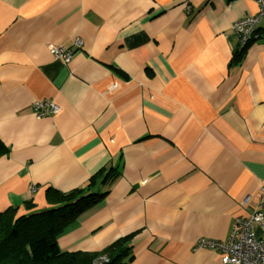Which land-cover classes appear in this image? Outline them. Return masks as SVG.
Wrapping results in <instances>:
<instances>
[{
	"label": "crops",
	"instance_id": "0c3cea01",
	"mask_svg": "<svg viewBox=\"0 0 264 264\" xmlns=\"http://www.w3.org/2000/svg\"><path fill=\"white\" fill-rule=\"evenodd\" d=\"M254 0H0V211L49 209L46 191L99 194L57 237L124 264H223L237 217L264 213V20ZM81 46L69 61L47 44ZM60 106L37 117L32 104ZM113 178L89 186L99 169ZM264 241V230L256 227Z\"/></svg>",
	"mask_w": 264,
	"mask_h": 264
},
{
	"label": "trees",
	"instance_id": "16d2710c",
	"mask_svg": "<svg viewBox=\"0 0 264 264\" xmlns=\"http://www.w3.org/2000/svg\"><path fill=\"white\" fill-rule=\"evenodd\" d=\"M242 49H237L233 60H237ZM6 152L0 140V156ZM113 175V168L99 169L88 184H96L98 180L104 183ZM98 195L82 194L79 189L62 193L48 188L47 201L56 204L49 209L19 216L15 207L0 211V264H93L100 256L107 258L100 264H124L131 256L129 236L117 239L99 252L66 251L57 244V237L94 204Z\"/></svg>",
	"mask_w": 264,
	"mask_h": 264
},
{
	"label": "built area",
	"instance_id": "2783aa9c",
	"mask_svg": "<svg viewBox=\"0 0 264 264\" xmlns=\"http://www.w3.org/2000/svg\"><path fill=\"white\" fill-rule=\"evenodd\" d=\"M257 4V13L252 16L242 17L233 22L232 28L239 43V48L244 47L249 42L261 39L257 28L260 21L264 20V0H254ZM81 39L73 41L71 47L64 45L47 44L49 52L56 58L69 61L73 51L81 46ZM32 109L37 117L56 114L60 111V106L51 100H38L32 104ZM264 230V213L256 210L245 217H237L232 225L227 241H219L207 238H198L194 242V247H206L217 249L219 258L223 264H264V241L255 235V228ZM105 256H100L93 264H100L106 261Z\"/></svg>",
	"mask_w": 264,
	"mask_h": 264
},
{
	"label": "rangeland",
	"instance_id": "374dc122",
	"mask_svg": "<svg viewBox=\"0 0 264 264\" xmlns=\"http://www.w3.org/2000/svg\"><path fill=\"white\" fill-rule=\"evenodd\" d=\"M100 257L96 258L95 261H97V259H99Z\"/></svg>",
	"mask_w": 264,
	"mask_h": 264
}]
</instances>
